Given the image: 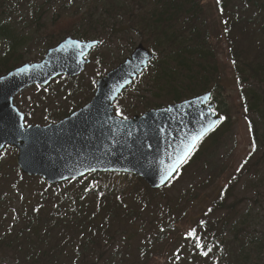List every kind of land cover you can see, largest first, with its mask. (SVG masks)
I'll return each mask as SVG.
<instances>
[{
  "label": "rangeland",
  "instance_id": "1",
  "mask_svg": "<svg viewBox=\"0 0 264 264\" xmlns=\"http://www.w3.org/2000/svg\"><path fill=\"white\" fill-rule=\"evenodd\" d=\"M62 2L67 4L69 0ZM120 4L123 12L114 16ZM198 4L201 7L198 23L206 24L208 42L218 53L220 79L226 89L223 101L230 108V120L217 140L218 148L212 149L210 140L204 164L198 160L208 141L196 155L198 159L160 190L150 188L142 180L143 183H138L136 176L129 174L108 173L111 175L96 179L110 187L112 176L111 182L126 192L116 201L126 209L123 218L111 226V232L99 242L98 248V253L108 257L113 255L114 249H120L119 253L123 254L119 257L121 264H209L213 254L207 257L199 254L196 241H191L188 235L189 231L199 230L216 233L215 247L219 252L227 251V255L240 252L242 259L251 260L252 264H264V250L259 258L252 255L256 242H264V182L256 176L258 169L260 174L264 172V122L259 124L256 147L238 97L240 84L235 78L233 64L235 52H242L247 62L264 56V21L259 22L254 9L240 2L224 11L219 8L218 0H198ZM30 10V2L26 0L18 11V25L26 32L28 41V46L20 50L21 63L41 60L49 45L67 34L98 39L99 44L88 56L91 61L80 75L75 78L59 76L42 89L27 87L14 98V104L25 115L26 124L58 120L84 105L92 98L97 79L118 65L142 39L149 38L151 43L142 22L133 25L135 5L130 0H74L69 7L49 2L39 17H31ZM67 13L75 14L78 19L85 16V21L79 23L77 19L76 23L64 18ZM110 16H113L111 20L104 18ZM41 20L45 26H38ZM155 73L154 68L145 69L121 94L115 104L121 115L129 117L142 113L154 106L156 96L165 106L171 104L161 91L156 90ZM246 78L250 86L259 87L251 77ZM15 155L16 149L8 148L0 162V197H3L0 199V237H5L0 244V264L12 261L16 255L6 248L10 238L2 233L13 229L12 234L16 235L25 226L22 221L16 226H3V218L13 221L24 208L37 206L42 192L36 179L21 174ZM49 190L54 195L61 193L60 189ZM88 192L86 190L84 195L91 193L87 195L91 198L94 194ZM52 202L50 197L45 205ZM201 240L206 248L208 245ZM226 254H223L225 260Z\"/></svg>",
  "mask_w": 264,
  "mask_h": 264
},
{
  "label": "trees",
  "instance_id": "2",
  "mask_svg": "<svg viewBox=\"0 0 264 264\" xmlns=\"http://www.w3.org/2000/svg\"><path fill=\"white\" fill-rule=\"evenodd\" d=\"M28 1L31 17H39L49 2L67 7L74 2L69 0L64 4L62 0ZM130 1L135 5L133 25L137 21L142 22V28L146 29L145 33L151 40L150 44L149 38L142 39L141 42L156 51L155 58L149 65V68L156 71L153 80L156 90L162 92L168 103L190 98L203 91L212 92L216 111L221 114L222 121L207 138L211 140L212 149L218 148L217 140L224 134L230 120V108L223 101V91L226 89L223 80L220 79L218 53L211 42H208L206 24L198 23L201 13L198 0ZM24 2L26 0H0V75L21 64L23 58L20 50L28 46L26 32L18 25V11ZM239 2L254 9L259 22L264 21V0H220L219 8L224 11ZM142 10L145 12L142 13ZM122 12L120 4L114 11V16H119ZM111 17L113 16L104 18L111 20ZM64 18H70L76 23L75 20L78 19L75 14L70 16L69 13L65 14ZM82 21H85V16L78 19L79 23ZM38 26L45 24L41 20ZM232 41L237 42L234 39ZM228 49L230 51L229 47ZM233 64L238 82L247 85L245 89L238 90V97L245 111L252 141L258 147L259 124L264 122V56L247 62L242 52H235ZM246 76L255 80L263 92L255 85L250 86ZM159 98L156 96L158 102L151 107L164 106L159 102ZM2 158L3 156L0 162ZM192 161H196V156H191L184 167L190 165ZM102 175L111 174H91L88 176L93 179L85 177L82 180L66 181L54 186L44 185L39 179L29 177L37 180L42 192L37 206L24 208L17 213L13 221L9 222L3 218L1 222L3 226L6 224L16 226L21 221L25 224L24 229H19L16 235L12 234L13 229H6L2 233L10 238L5 244L6 248L16 252L12 261L6 264H121L119 257L123 254L119 253L120 249H114L111 257L98 253L99 242L111 232V226L123 218L124 209L116 201L126 193L125 189L111 182L112 176L110 187L107 183L102 185L96 181ZM256 176L264 182V172L260 174L258 169ZM135 178L138 183H143L138 177ZM74 185L77 186L73 187ZM51 188L60 189L61 193L54 195L49 190ZM86 190L94 195L91 198L87 197L91 193L84 195ZM105 190L107 192L103 194ZM50 197L53 202L46 206V201ZM215 234L212 230H199L195 232L194 237L198 238L204 250L209 246L205 257L211 250L213 251L214 254L211 256L213 261L209 264H228L223 258L227 251L219 252L215 247ZM201 239L208 245L206 248ZM4 241L5 237H0V244ZM253 242L251 240V243ZM263 250L264 242L258 241L252 255L259 258ZM232 259V264H252L251 260L242 259V255Z\"/></svg>",
  "mask_w": 264,
  "mask_h": 264
},
{
  "label": "water",
  "instance_id": "3",
  "mask_svg": "<svg viewBox=\"0 0 264 264\" xmlns=\"http://www.w3.org/2000/svg\"><path fill=\"white\" fill-rule=\"evenodd\" d=\"M96 44L66 37L41 61L0 76V153L14 146L21 172L51 184L93 172H128L158 188L182 165L177 158L185 155L191 138L209 125L213 129L220 117L207 104L210 92L131 119L115 116L113 102L153 56L141 44L96 82L88 103L56 123L25 126L13 103L29 86H44L60 74H79L88 62L83 57Z\"/></svg>",
  "mask_w": 264,
  "mask_h": 264
},
{
  "label": "snow or ice",
  "instance_id": "4",
  "mask_svg": "<svg viewBox=\"0 0 264 264\" xmlns=\"http://www.w3.org/2000/svg\"><path fill=\"white\" fill-rule=\"evenodd\" d=\"M116 115L117 116H120L121 113L119 110H117L116 112ZM123 119H127V117H123ZM23 127V125L21 126ZM212 130V127L211 125H209L208 128L204 129L203 131H201V133L198 135V136H194L191 138L190 142L188 145H186L185 147V155L183 157H178L177 160H178V163L179 164H183L187 161L188 157L190 156L191 152L195 149L196 147V144L207 134L208 131ZM168 172V170H166V173ZM168 178L167 175L163 176L161 178V183H164V181ZM211 211V210H210ZM195 235V232H190L189 233V236H194ZM205 255H207V253H204Z\"/></svg>",
  "mask_w": 264,
  "mask_h": 264
}]
</instances>
